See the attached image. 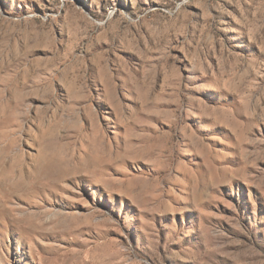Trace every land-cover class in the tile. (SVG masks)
Returning <instances> with one entry per match:
<instances>
[{"label":"rangeland","instance_id":"374dc122","mask_svg":"<svg viewBox=\"0 0 264 264\" xmlns=\"http://www.w3.org/2000/svg\"><path fill=\"white\" fill-rule=\"evenodd\" d=\"M0 264H264V0H0Z\"/></svg>","mask_w":264,"mask_h":264}]
</instances>
